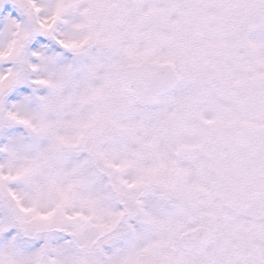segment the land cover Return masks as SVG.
<instances>
[{"label": "snow or ice", "instance_id": "6c2138e0", "mask_svg": "<svg viewBox=\"0 0 264 264\" xmlns=\"http://www.w3.org/2000/svg\"><path fill=\"white\" fill-rule=\"evenodd\" d=\"M0 264H264V0H0Z\"/></svg>", "mask_w": 264, "mask_h": 264}]
</instances>
